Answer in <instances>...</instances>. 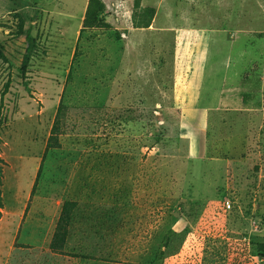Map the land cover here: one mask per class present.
I'll list each match as a JSON object with an SVG mask.
<instances>
[{"label": "rangeland", "instance_id": "374dc122", "mask_svg": "<svg viewBox=\"0 0 264 264\" xmlns=\"http://www.w3.org/2000/svg\"><path fill=\"white\" fill-rule=\"evenodd\" d=\"M101 1L0 0V264H264V0Z\"/></svg>", "mask_w": 264, "mask_h": 264}, {"label": "trees", "instance_id": "16d2710c", "mask_svg": "<svg viewBox=\"0 0 264 264\" xmlns=\"http://www.w3.org/2000/svg\"><path fill=\"white\" fill-rule=\"evenodd\" d=\"M104 9V4L101 0H87V5L85 9V13L82 20V28L81 32L84 29H108L109 25L103 21L102 12ZM146 14V22L143 23L141 27H147L150 24L151 16L153 10L151 8H146L144 10ZM26 46L24 49V53L22 54L21 63H20V71L23 75L25 73V69L27 64L31 58V53L34 48V43L29 33L25 34ZM0 59H5L3 55V48L0 45ZM54 130V129H53ZM53 138L49 137L46 147H51L53 145ZM1 208V203H0Z\"/></svg>", "mask_w": 264, "mask_h": 264}]
</instances>
